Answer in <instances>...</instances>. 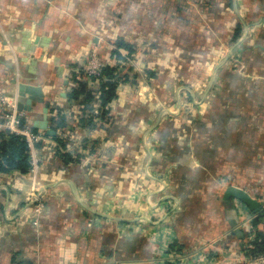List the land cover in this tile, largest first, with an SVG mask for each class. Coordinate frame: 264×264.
Listing matches in <instances>:
<instances>
[{"label": "crops", "instance_id": "obj_1", "mask_svg": "<svg viewBox=\"0 0 264 264\" xmlns=\"http://www.w3.org/2000/svg\"><path fill=\"white\" fill-rule=\"evenodd\" d=\"M181 1L0 0V94H15L17 82L41 86L44 103L33 102L26 111L31 128L46 107L48 127L62 139L56 142L35 129L43 136L36 145V171L0 174V264H171L179 256L171 249L156 250L160 238L151 239L167 229L175 235L174 253L180 252L181 259L245 263L238 254L245 234L237 226L235 200H223L227 186L221 179L235 177L238 186L254 179L264 184V0H229L230 7L226 0V6L214 0L207 9L193 0ZM237 25L239 36L232 41ZM185 26L199 27L191 39L188 32L177 34ZM119 40L132 46L129 56L151 58L134 83L138 95L144 90L147 96L129 98L124 82L111 102L109 122L98 111L89 121L80 116L71 120L70 114L78 115L85 102L68 98L77 86L70 74L78 72L94 45L103 63L112 62ZM180 46L187 48L189 57L182 58L190 64L193 59L203 64L206 52L217 55L224 47L230 57L239 54L241 62L232 68L203 65L196 72L184 67L182 75L176 70L187 99L197 97L204 107L196 118H184L179 139H174L177 125L171 120L157 131L163 157L152 169L166 173V186L147 197H128L134 180L126 158L142 151L141 125L152 121L149 112L158 102L152 95L174 90L173 83L165 82L157 90L160 72L153 60L177 57ZM252 56L260 65L246 62L244 71L243 62ZM85 85L86 90L87 85L99 87ZM59 118L63 125L55 128L52 122ZM163 135L172 146L162 148ZM96 156L107 162H92ZM33 185L45 208L37 227L28 218ZM173 198L182 201L179 210ZM230 222L242 238L232 233Z\"/></svg>", "mask_w": 264, "mask_h": 264}, {"label": "rangeland", "instance_id": "obj_2", "mask_svg": "<svg viewBox=\"0 0 264 264\" xmlns=\"http://www.w3.org/2000/svg\"><path fill=\"white\" fill-rule=\"evenodd\" d=\"M181 1V0H180ZM192 0H187V4H189ZM182 2V1H181ZM199 27L194 26V27H184L183 29H179L177 30V34H180L182 31L184 32H188V34H190V38H192V35L194 36V32L197 29L198 30ZM261 28V27H258ZM196 30V31H197ZM187 34V35H188ZM254 34H251V36H253ZM250 36V38H251ZM196 39V38H195ZM210 43H213L212 40H209ZM209 43V42H208ZM138 43H136L137 45ZM184 47H187L184 44H181ZM135 46V45H134ZM139 46V44H138ZM183 46L181 47V51L178 52V56L176 57V55L171 58L170 60L168 59H157V60H153V64L155 66H157L160 74L159 76L155 77L157 78V90H159L161 88L162 83H164L165 85H167V83H173L174 84V90L173 93L171 94L169 92V90H163V92H156V95L154 96V94L152 95V97H154L155 99H158V102L155 103V108L151 109L149 112V115L151 114L152 117V121H148L147 123H143V125H141V141H142V151L140 152V154H128L127 158H126V162H127V167L129 166L130 170L132 171V177H133V188L130 192V195H127L128 197H134L137 196L139 194H143L149 196L150 194H153V192L155 190H157L158 188H160V186L162 185L163 187L166 186V181L167 180V176L165 172H156L153 171L152 169V163L157 162L158 159H160L161 157H163L162 152L159 151V142L155 141V137L157 135V131L159 129V127L163 124V122H168L169 120L173 121L176 123L177 128L175 127V131L177 130L178 134L177 136L174 137V139H179L180 138V132L181 130L179 129V127H183L184 123V118L188 115L192 116L194 115V117L196 118L197 115V111L198 109L201 110L204 106H199L198 105V98L196 97L193 100H188L187 96V88L185 85H183L182 83V77L178 76V74H181L180 71L182 70V68L184 67H190L191 66V70L194 72V70L199 66H203L210 69V68H214L215 66H217L218 64H220V67H236L238 65L240 61V56L239 54L236 55L235 57H230L231 55L226 54L228 51L226 50L227 48H223V52H217V55H212L209 52H206V59H204V63H200L199 60L197 59H193L192 64H190V59H184L182 57H189L188 53H187V48H184ZM207 46V45H206ZM246 46H248V44H246ZM202 48V47H201ZM145 50H148V44H146L144 46ZM206 49V47H205ZM226 50V53H225ZM237 50V49H236ZM207 51V50H206ZM220 55H219V54ZM225 53V54H224ZM197 53H195L196 57ZM126 58L120 62L117 63L114 62L115 60H112V65H114V67L116 68L115 73H116V82H117V88L118 87L121 89L125 84L129 87L127 89L126 94L129 95V98L133 99V98H137V97H141V98H145L147 96V92L146 91H141L140 95H138V90L136 88V83L139 79H140V72L139 70L142 69V67L144 66V68H146V64L149 66V62L151 60L150 57L148 56H136L134 57L133 55L129 56L126 55ZM239 58V59H238ZM254 58V59H253ZM161 62V65H158ZM252 62V65H260V61L256 58L253 57L249 60H246L243 62V66H245L244 71H246L247 65ZM105 64H109V60H106ZM241 66V65H240ZM179 69V71L176 70ZM181 69V70H180ZM198 70V69H197ZM196 72V70H195ZM243 72V71H242ZM76 74H80L82 77V81L87 83L89 82V79L87 77L84 76V74L81 72V65L79 67V70ZM207 74H209V72L207 71ZM182 75V74H181ZM197 75V74H195ZM169 77V78H168ZM179 77V78H178ZM166 79V81H165ZM168 79V80H167ZM205 79V78H204ZM92 86V85H90ZM210 85L204 86L202 89L206 90V88H209ZM159 87V88H158ZM89 86L87 85V90L88 92H95V89H88ZM197 88V86L195 87ZM201 89V90H202ZM95 90V91H94ZM191 90V89H190ZM192 92V91H191ZM119 93H121L122 95V91L120 90ZM116 95V94H115ZM117 97V96H116ZM115 97V98H116ZM114 98V99H115ZM113 99V100H114ZM195 103V104H194ZM97 105V106H96ZM99 102L96 98H94L93 100H91L90 102L83 104L82 107L79 108L80 113L78 115H76L75 113H71L70 118L71 120L75 121L76 118H78V116H80V118L82 117V120H91L93 116H95L94 111H98V115H100V111H99ZM199 106V107H198ZM111 104L109 106V110H111ZM69 108L67 107L66 110H68ZM57 110V109H56ZM71 109L68 110V112H70ZM133 110V109H132ZM97 114V113H96ZM112 116V113L110 111H108V115ZM107 115V116H108ZM148 115V116H149ZM181 118H183V123ZM81 119H79L80 121ZM109 122V120L107 121ZM66 129H68L67 126H65ZM174 134L175 132H170V135ZM162 138V148H165L166 146L169 147L167 144L169 145H173L172 141H169L168 138L166 137V135H163ZM173 139V138H172ZM172 142V144H171ZM167 143V144H166ZM160 157V158H158ZM103 159V160H102ZM100 158V157H93L92 158V162H107V159L104 158ZM164 171V170H163ZM135 185V186H134ZM170 185V184H169ZM140 190L141 193H140ZM166 191H163V194L161 196H165ZM174 200V209L175 210H179L182 206V201L178 198H173ZM39 220V219H38ZM38 224V222H37ZM34 227H37L36 225H33Z\"/></svg>", "mask_w": 264, "mask_h": 264}, {"label": "built area", "instance_id": "obj_3", "mask_svg": "<svg viewBox=\"0 0 264 264\" xmlns=\"http://www.w3.org/2000/svg\"><path fill=\"white\" fill-rule=\"evenodd\" d=\"M99 47L96 45L92 46L90 51L86 54V57L82 63L81 66V72L84 74L85 77L89 79V82H93L96 84V86H99L101 82H103V77L101 74L102 68L104 66L103 60L101 59L99 55ZM19 101V97L17 96V93L7 96L5 94H0V131H8L10 133H14L17 135H20L23 137L27 148L29 150V160L31 163V170L32 172H35L38 163L39 158L37 155V149L36 145L38 142L43 140V136L41 132H34L31 129V124L29 122V113L22 110H17V103ZM228 186H235L233 184ZM227 186V187H228ZM238 187V186H235ZM259 187L264 188V184H251V192L250 196L254 198L258 204L261 206L262 211H264V190L261 194H256L255 189H258ZM241 188V187H239ZM247 192L245 188H241ZM38 194V189H36V186H32L31 194L29 195V198L27 199L28 204L30 207V215L28 218L32 220L33 225H38V219L43 214L44 211V203L42 201V196L36 195ZM236 216H237V226L240 230L243 231L245 234V237H247L248 241L252 239L255 236V227L253 225V220L256 218L257 214H253L248 210V208L242 204L239 201H235L234 205ZM165 229V228H164ZM163 229V230H164ZM161 233H164L163 236H156L152 235L151 239L153 242H157L158 238L161 245H159L156 250H162V251H171L173 253L170 254H177V259H170L171 264H194L197 259L192 258L190 261L181 259V253L177 252L174 253L177 249L174 242V233L167 229L164 231H161ZM246 243L242 245V248L244 251L238 248V254L239 259L245 261L244 264H264V251L260 252L252 257L245 256V248ZM205 248H208V244L206 247L202 249V252H205ZM157 252V251H156ZM159 253V252H157Z\"/></svg>", "mask_w": 264, "mask_h": 264}, {"label": "trees", "instance_id": "obj_4", "mask_svg": "<svg viewBox=\"0 0 264 264\" xmlns=\"http://www.w3.org/2000/svg\"><path fill=\"white\" fill-rule=\"evenodd\" d=\"M183 1V0H182ZM214 0H193V3H197L199 7H202L201 9H207L210 4H213ZM226 0L230 7V1ZM215 2V1H214ZM226 6L225 0H222V5ZM218 9V7H216ZM189 27V26H187ZM240 32V27L237 25L234 28L233 37L231 38L232 41H236L238 39ZM116 49L112 51L111 56L112 59L120 62L125 59V56H122L118 49H123L126 51L127 55H130L132 51V46L129 44H126L124 41H117L116 43ZM116 68L114 65H112L111 62L109 64H105L102 68L101 74L103 77V82L99 85L97 90L95 92H88L85 88V82L82 81V77L80 74L71 73V81L77 84V86L70 90L68 93L69 99H77L79 97H82V100L86 103L90 102L94 98H96L99 102V111H100V117L103 119L108 120L107 115L109 111V106L113 99L116 97L115 92L117 88V82H116ZM52 123L56 124L55 128H59L63 125V118H59L56 121H53ZM51 123V124H52ZM32 129V128H31ZM54 129V128H53ZM32 131H36L35 129H32ZM53 140L56 142H61L62 139L60 137H52ZM69 161V159H67ZM31 171V163L29 160V150L27 148V145L23 139L22 136L10 133L8 131H0V174H9V173H19L21 175H27ZM222 185L228 186V185H236L238 180L235 177L228 176L226 178L221 179ZM239 183V182H238ZM258 184L260 185L261 182L254 179V181H248L243 183L244 185L238 186L241 188H245L248 193L252 194L251 192V184ZM264 188L259 187L258 189H255L256 194H261L263 192ZM253 225L256 229L255 236L248 241L247 237H244L242 239V244L239 249L242 251V245L246 243L245 248V256L252 257L260 252L264 251V225L260 221L259 217L254 218ZM262 226V227H260ZM232 237L235 239V237L232 235ZM240 251V250H239Z\"/></svg>", "mask_w": 264, "mask_h": 264}, {"label": "water", "instance_id": "obj_5", "mask_svg": "<svg viewBox=\"0 0 264 264\" xmlns=\"http://www.w3.org/2000/svg\"><path fill=\"white\" fill-rule=\"evenodd\" d=\"M37 42L38 40L36 38L35 43ZM16 93L19 98H24V102L18 101L17 103L16 107L18 111H30L31 104L33 102L38 104L44 103V92L41 86L39 85H31L22 82H17ZM32 128L44 131L47 136L53 137L55 135V132L48 127L46 107L43 108L42 120L34 121L32 123ZM231 199L241 202L248 208L250 212H252L253 214H257V216H259V219L264 221V211H262L261 206L254 198L250 196L248 192L239 187L228 186L223 192V200L228 201ZM230 226L231 228H233L232 233L236 237L242 238L243 234L239 229L235 227L234 222H230Z\"/></svg>", "mask_w": 264, "mask_h": 264}]
</instances>
